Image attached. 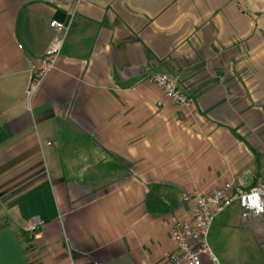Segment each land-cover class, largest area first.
<instances>
[{"label":"crops","instance_id":"0c3cea01","mask_svg":"<svg viewBox=\"0 0 264 264\" xmlns=\"http://www.w3.org/2000/svg\"><path fill=\"white\" fill-rule=\"evenodd\" d=\"M53 20L70 31L29 105ZM229 182H264V0H0V264H170L184 197Z\"/></svg>","mask_w":264,"mask_h":264},{"label":"built area","instance_id":"2783aa9c","mask_svg":"<svg viewBox=\"0 0 264 264\" xmlns=\"http://www.w3.org/2000/svg\"><path fill=\"white\" fill-rule=\"evenodd\" d=\"M50 26L58 36L46 50L40 65L31 72L25 92V99L29 105L48 75L57 67L71 21L67 24L53 20ZM144 82L155 85L183 111L190 109L194 104L193 100L179 89L178 79L172 75L152 74L148 75ZM184 201L191 203V216L186 220L174 219L172 239L176 250L167 254V261L170 264H221L210 242L216 219L234 203L240 204L241 218L244 222L263 218L264 182H259L250 189H243L242 184L229 182L220 189L185 196ZM43 224V219L34 217L29 223L28 231L37 233Z\"/></svg>","mask_w":264,"mask_h":264},{"label":"rangeland","instance_id":"374dc122","mask_svg":"<svg viewBox=\"0 0 264 264\" xmlns=\"http://www.w3.org/2000/svg\"><path fill=\"white\" fill-rule=\"evenodd\" d=\"M215 221L210 237L211 245L223 264H264V253L252 234L242 230L238 205L227 208ZM231 222L230 225L226 223ZM246 237V243L236 239ZM219 248V249H218Z\"/></svg>","mask_w":264,"mask_h":264},{"label":"trees","instance_id":"16d2710c","mask_svg":"<svg viewBox=\"0 0 264 264\" xmlns=\"http://www.w3.org/2000/svg\"><path fill=\"white\" fill-rule=\"evenodd\" d=\"M24 235V239H25V242H26V248L28 250V252H34L35 250V239H36V236H37V233H30L29 231H25L23 233Z\"/></svg>","mask_w":264,"mask_h":264},{"label":"water","instance_id":"95a60500","mask_svg":"<svg viewBox=\"0 0 264 264\" xmlns=\"http://www.w3.org/2000/svg\"><path fill=\"white\" fill-rule=\"evenodd\" d=\"M38 232H39V231H38ZM38 232H37V233H38Z\"/></svg>","mask_w":264,"mask_h":264}]
</instances>
